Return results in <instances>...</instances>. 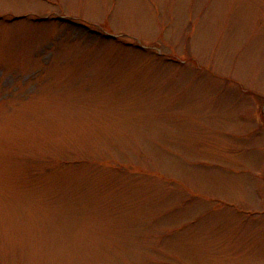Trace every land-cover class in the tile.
<instances>
[{
	"label": "rangeland",
	"instance_id": "rangeland-1",
	"mask_svg": "<svg viewBox=\"0 0 264 264\" xmlns=\"http://www.w3.org/2000/svg\"><path fill=\"white\" fill-rule=\"evenodd\" d=\"M0 264H264V0H0Z\"/></svg>",
	"mask_w": 264,
	"mask_h": 264
}]
</instances>
